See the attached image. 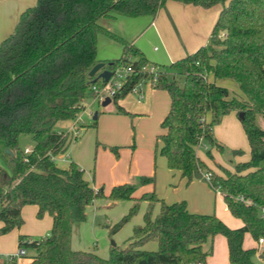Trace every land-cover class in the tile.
Here are the masks:
<instances>
[{"label": "trees", "instance_id": "trees-1", "mask_svg": "<svg viewBox=\"0 0 264 264\" xmlns=\"http://www.w3.org/2000/svg\"><path fill=\"white\" fill-rule=\"evenodd\" d=\"M169 1L204 9L221 6L211 44L169 66L150 63L139 48L100 23L114 16L154 18ZM101 34L123 47L121 57L106 68L134 70L113 97L118 111L127 113L119 101L143 80L166 91L170 109L161 124L165 132L159 136L160 154L170 170L189 182L206 181L204 174H211L210 185L221 193L232 216L242 220V227L232 229L215 214L192 213L185 201L166 204L154 193L136 198L131 184L113 187L106 197L90 185L76 162L66 169L57 165L56 157L77 138L58 130V124L74 121L85 111V100L96 98L92 86L102 85L89 76L99 63ZM149 65L157 68L155 75L143 70ZM216 79L233 80L242 94L233 96ZM232 113H243L239 119L250 157L239 162L235 172L219 166V175L200 159L197 149L206 142L224 151L214 127ZM258 115L264 119V0H37L0 44V142L10 151L0 150L9 170L6 174L0 167V235L21 227L23 208L35 205L37 217L48 213L53 225L44 238L19 237V249L35 251L26 255L28 264H207L212 252L204 247L218 235L226 238L230 264H254L259 246L246 249L243 244L246 233L256 242L264 238V128L257 124ZM22 135L31 138L30 153L20 146ZM233 155L243 156L244 151L234 150ZM141 181L147 184L153 178ZM105 197L111 206L124 200L148 202L144 224L134 229L125 247L111 246L108 258L73 250L74 225L86 220L88 206ZM156 204L160 207L154 216ZM138 209L135 204L112 232L122 229ZM150 241L157 243L156 251L143 248ZM261 254L264 258V250ZM0 264L17 260L0 257Z\"/></svg>", "mask_w": 264, "mask_h": 264}, {"label": "rangeland", "instance_id": "rangeland-1", "mask_svg": "<svg viewBox=\"0 0 264 264\" xmlns=\"http://www.w3.org/2000/svg\"><path fill=\"white\" fill-rule=\"evenodd\" d=\"M153 45L152 49H156L157 54L161 53L160 45ZM121 51H123V47ZM120 57L121 54L116 59ZM160 65L169 66V64ZM215 83L227 87L233 96L237 97V94H242L233 80L216 79ZM99 87H102V85H99ZM133 100V95L127 98V101H129L128 106L126 105L127 114L119 112L114 102L109 107H104L97 99H86V112H82L72 122L58 124V130L70 125L72 127L75 125L76 128L74 129L78 133L79 128L81 129V136L78 135L74 145L84 137L83 148L85 150H83L81 156L84 165L81 167L85 169V176L90 185L101 189L107 197L117 184H131L136 187L137 196L144 193H154L157 198L166 204L185 200L187 206L190 203L191 210L197 209L196 207H201L207 202L211 214L216 213V206L217 211L222 213L223 207L219 195H216L214 190L211 191L212 193H208L211 190L208 183L204 182L206 184L204 185L202 182H192L186 185L180 181L179 177H174L170 173L166 159L160 154L162 143L159 136L161 134V120L165 112L162 107L157 108L154 106L153 95L150 91H148L145 102L135 103ZM95 113L98 114L96 120L93 119ZM257 124L259 127L264 128V119L261 115L257 117ZM218 125L220 126V138L216 134L214 135L223 145L224 151L219 152L216 148L211 149L206 142H202L197 152L200 159L211 170H220L223 175L221 169L235 172V167L239 162L249 159L250 145L237 114L232 113L225 116ZM29 145H32L30 136L22 135L20 146L25 148ZM76 148L78 149V147ZM208 149H211L212 157L207 154ZM0 150L6 152L1 142ZM234 150H242L244 155L235 157L233 155ZM71 152L72 149H69L67 154L71 155ZM73 161H75L74 158ZM59 165L61 167L68 165L69 167L70 164L59 162ZM0 167L6 174H9L1 154ZM142 177L153 178V181L143 184ZM106 197L88 206L86 210L87 218L75 228L74 235L77 238L76 242L80 240L82 247L97 253L101 257L108 258L111 246L125 247L132 238L134 229L144 224L146 205L144 201L131 203L132 201L124 200L111 206ZM135 204L139 207L137 213L122 229L113 233L114 226L129 213ZM159 207V204L155 205L154 216L159 212ZM50 216L46 213L40 219L37 217L33 206H25L22 210L24 224L19 228H14L7 234L0 235V257L17 256L19 252L17 242L19 235H29L33 239L48 236L52 229ZM2 227L3 224L0 222V230ZM209 247H211L210 244L205 246L206 249ZM143 248L156 251L158 245L155 241H150ZM34 254V250H28L27 256L30 257ZM29 257H17L16 260L18 264H26ZM254 262L259 264L257 257H255ZM215 263L227 264L223 253H218Z\"/></svg>", "mask_w": 264, "mask_h": 264}, {"label": "crops", "instance_id": "crops-1", "mask_svg": "<svg viewBox=\"0 0 264 264\" xmlns=\"http://www.w3.org/2000/svg\"><path fill=\"white\" fill-rule=\"evenodd\" d=\"M36 4H37V0H0V44L2 41H4L7 37H9L12 34V32L14 31L20 19L21 14L25 10L31 7H34ZM220 11H221V6H217L211 9H204L202 7L194 6L191 4H184L181 2L169 1L166 3L165 7L160 9L157 16L154 18H151L149 16H141L137 18L114 16V17L101 19L100 23L110 32L117 34L118 36L122 37L123 39L127 40L128 42L132 43L134 46L139 48L144 53V55L146 56V58L148 59L150 63L157 64V65H160V64L170 65L171 63L185 57L187 54L193 53L196 50H198L200 47H203L209 44L210 36L213 30V27L220 14ZM153 44L160 45L161 53L157 54L155 51L156 49L154 50L152 49V47L154 46ZM121 48L122 47L120 43L114 41L113 39L105 35H102V34L99 35L98 55H97L98 61L106 64V63L116 60V58H118L120 54L122 55L123 51H121ZM105 69H107L106 66H105ZM209 79L210 81H213V78L211 76L209 77ZM148 91H150V93L153 95L154 106L157 108L162 107L165 112V115H163V118L164 116L166 117L167 116L166 114H168L167 113L168 108H170L169 107L170 97L166 91L154 89L150 81L148 80H145L142 82L137 93L131 92L124 99H121L119 101V104L126 111L127 110L126 107L128 106L127 104L129 103V101H127V98L130 97V95L134 96L133 102L141 103V102H145L146 96L148 95ZM112 103L113 101L104 107H109ZM128 110L131 112L129 107H128ZM86 111L87 110H86V103H85V111L83 112H86ZM97 118H98V114L95 113L93 116V119L96 120ZM163 118L162 120L165 119ZM162 120L161 122H163ZM234 124H236V122H234ZM74 128H76L75 125L73 127L70 125L65 128H59V130L70 131ZM219 131H220V126L216 125L214 127V134H216L218 138H220ZM164 132L165 131L161 126L160 135L164 134ZM78 135L81 136L80 128H79ZM83 138L84 137L78 140V143L76 145H74V143H75V140H77L78 138H76L72 142V144L69 147V149H72L71 155H68L67 152H65L64 154H61L56 157L55 161L59 167H61L59 165V162L64 163V164H70L73 161V158L75 159L74 162H76L80 167L84 165L81 159L82 152L83 150H85V148H83ZM31 146L30 145L26 146L25 149L31 148ZM76 147H78V149ZM237 157H241V156H237ZM61 168L66 169L68 168V165L66 167H61ZM83 170H84V177L87 180V177L85 176L86 171L85 169ZM169 171L170 173L173 174L174 177H179L180 181H182V183H185L186 185H189L192 182H202L204 185H206L205 183H208L210 187L209 189H211L209 190L210 192L208 193H212L211 191L214 190L212 186L210 185V183L207 181H204L203 179H194L191 182H189L186 178L182 177L179 172L172 171L170 169ZM213 171L219 175H222V172L220 170L216 169ZM122 184L123 183H120L117 185H122ZM91 186L95 189H99L94 185H91ZM218 192L216 191V195H219L223 209H222V213H219L217 211V206H216L215 215L218 218H220L228 227L232 229H238L242 227L243 226L242 220L232 216V214L230 213V211L228 210V207L226 206L224 202L223 196L221 195L220 192L218 194ZM144 194H149V193H144ZM134 196L136 198H140L142 195L137 196L135 192ZM182 201H185V200H182ZM95 202L93 204H95ZM133 202L134 201H132L131 203ZM144 202H145L146 209H147L148 202L146 201ZM173 203H178V202H173ZM173 203H170V204H173ZM27 206H33L35 209L36 215H37V212H38L37 206L35 205H27ZM190 208L192 207L190 206V203H188V210L192 213L211 214V211L208 209L209 206L207 202L201 207H196L197 209L191 210ZM86 215H87V211H86ZM50 217H51L52 225H53V218L52 216ZM79 224H76L73 227L71 247L73 250H77V251H88L87 249H85L84 247L80 245L81 244L80 240H78L79 242H76L77 238L74 235V231H75V228ZM20 236L22 235H19V237ZM24 236H29V235H24ZM19 237L17 240L18 244H19ZM210 245L211 247H209L208 249L204 247L205 251L211 250L212 252L211 256L207 258V264H216L215 259L219 252L224 254V258L225 260H227V264H230V262H228L229 255H228L227 241L224 236H221V235L216 236L214 240L210 243ZM243 245H244V248L246 249L259 246L258 242L254 241V239L249 233L245 234ZM18 249H19V246H18ZM23 257H26V256H23ZM256 257L258 259L259 264H264V258L260 251L257 253ZM102 258H105V257H102ZM28 263H29V260L26 264ZM17 264H18V261H17ZM254 264L256 263L254 262Z\"/></svg>", "mask_w": 264, "mask_h": 264}, {"label": "built area", "instance_id": "built-area-1", "mask_svg": "<svg viewBox=\"0 0 264 264\" xmlns=\"http://www.w3.org/2000/svg\"><path fill=\"white\" fill-rule=\"evenodd\" d=\"M143 70L148 72L150 75H155L157 73V68L154 65H149L147 67H144ZM133 71L134 70L131 66H123L121 68H117L115 71H111L112 76L106 84H104L102 82V80H100L102 83V87H99L96 85L92 86V90L96 94L95 99H97L101 103L104 102L107 97H110L113 100V97L117 94L118 91H120L122 89L127 78L129 77V75H131L133 73ZM146 80L150 81V83H151L150 79H146ZM143 81H145V80H143ZM143 81L138 83L133 88L132 92L137 93L138 89L141 86ZM69 132L75 136L78 135V132H76V129H72ZM25 152L30 153L31 148H26ZM210 176H211V174H209V173L204 174L205 180L209 183H210ZM258 245H259L260 252H262L264 250V238L259 239ZM27 254H28V251L24 248H21V249H19L17 256H13V257L14 258L23 257V256H26ZM197 264H203V263L200 262Z\"/></svg>", "mask_w": 264, "mask_h": 264}, {"label": "water", "instance_id": "water-1", "mask_svg": "<svg viewBox=\"0 0 264 264\" xmlns=\"http://www.w3.org/2000/svg\"><path fill=\"white\" fill-rule=\"evenodd\" d=\"M211 43L209 42V45ZM106 64L103 62H99L96 64L92 70L89 73L90 77H94V80L92 81L93 83H96L99 80H102L104 84H106L109 79L112 76V72L107 68L105 69ZM112 102V99L110 97H107L106 100L102 103V106H107ZM239 118H243V113L239 114ZM8 153L10 152L9 150H6Z\"/></svg>", "mask_w": 264, "mask_h": 264}]
</instances>
